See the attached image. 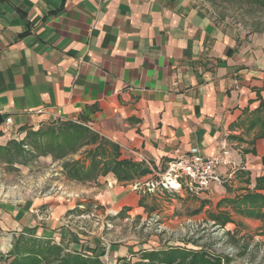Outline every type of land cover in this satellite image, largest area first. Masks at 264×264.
Returning a JSON list of instances; mask_svg holds the SVG:
<instances>
[{"label":"crops","instance_id":"crops-1","mask_svg":"<svg viewBox=\"0 0 264 264\" xmlns=\"http://www.w3.org/2000/svg\"><path fill=\"white\" fill-rule=\"evenodd\" d=\"M220 1L0 0V147L5 132L72 123L97 137L81 148L85 170L100 144L96 159L107 167L132 165L86 184L56 182L22 199L0 198V231L11 245L24 237L98 256L90 238L71 231L85 222L77 215L84 206L100 221L125 222L166 205L169 222L181 204L201 208L187 194L186 201L185 185L168 203L141 185L193 148L203 157L230 153L218 175L232 186L211 183L200 200L232 198L264 176V33L213 13L210 3ZM143 244L112 246L111 258L160 249L154 240Z\"/></svg>","mask_w":264,"mask_h":264},{"label":"rangeland","instance_id":"rangeland-1","mask_svg":"<svg viewBox=\"0 0 264 264\" xmlns=\"http://www.w3.org/2000/svg\"><path fill=\"white\" fill-rule=\"evenodd\" d=\"M210 7L213 13L223 16L233 26L243 28L245 31L264 33V0H223L210 3ZM61 125V122L49 123L43 124L35 130L22 129L18 132H5V145L0 147V198L7 197L18 200L45 191L56 182L86 184L96 179L86 176H82L80 179L71 177L72 172L67 165L76 159H80L81 162L79 163L84 167L86 155L83 149L77 152L72 150L65 157L56 159L55 156L60 155V152L63 153V150L58 152L50 149L47 153H43L33 147L32 134L46 129L57 130ZM81 129L88 131L83 127ZM82 133H77L70 144L79 143L77 141ZM61 144L63 143L61 142ZM151 174L153 175L152 178L142 182L141 185H143L142 190L145 191V194L153 197L156 201L164 200V203H168L169 199H173L174 195H179L181 189L186 186L182 183L181 189L176 193L149 192L147 185L159 183L161 179L156 174L152 172ZM262 177L264 176L254 179V186L251 189H246L245 192L232 198L224 197L218 202L215 200L217 197L200 200L199 194L196 191H190L186 186V191L183 192L186 201L191 199L193 204L198 203L197 205H201V208L195 210L192 208L186 211L181 204L180 209L178 208L177 217L175 216L176 221L172 219L171 222L168 221L169 216L165 213L168 211L166 208L168 205L165 206V210L159 208L142 221L134 218L132 220L127 219L125 222L123 218L118 216H107L100 218L102 223L98 220L99 217L95 213L97 210L93 206L91 208L84 206L83 209L78 210L77 215L82 214L84 217L81 221L84 222L85 220V222L81 223V228L77 223L76 227L71 226V231L86 239L90 238V240L85 241L100 248V254L94 255L98 258L96 264H145L148 263V260L143 259L145 254L156 251L165 252L172 248L183 249L191 253H203L209 261H218L219 264H264V222L258 217L248 215L246 211L251 206L249 203H247L249 205L243 203L244 197L248 195H264V190L255 189L258 178ZM248 183L249 180L246 176L240 178L241 186L247 187ZM217 184L224 186V189H227L225 186H232L228 181L222 179ZM161 192L162 195L159 194ZM178 200V202H183V198L178 197ZM205 206L208 207V210L204 212ZM184 217H186L185 221L183 220ZM120 220L121 225L119 224ZM98 236L101 240L97 238ZM127 240L134 241L139 246L154 240L158 242L160 249L158 247V250L140 252L136 250L123 260L111 258V247L122 245ZM173 243H180L182 247H172ZM41 246L43 245L40 242L24 237L15 239L9 253L11 255L9 259L17 258V251L22 249H27L30 251V255H35L36 250H39ZM50 247L56 246L50 245ZM153 247L152 249L157 248L156 246ZM58 248L62 250L61 254H66L62 248ZM82 251L77 252V254L86 255V253H81ZM85 257H88L92 263L96 261L92 256ZM4 259H7V256H4ZM40 263L53 264L55 261H40Z\"/></svg>","mask_w":264,"mask_h":264},{"label":"trees","instance_id":"trees-1","mask_svg":"<svg viewBox=\"0 0 264 264\" xmlns=\"http://www.w3.org/2000/svg\"><path fill=\"white\" fill-rule=\"evenodd\" d=\"M256 1V0H254ZM79 132H83L77 142L70 144ZM81 134V133H80ZM32 143L33 147L39 149L43 153H47L50 149H54L58 152L63 150L64 152L60 155H56V159H61L67 155L68 152L79 151L81 148L94 145L97 142V137L94 136L91 132L82 130L81 127L76 126L72 123H62L59 129H46L39 131L38 133L32 134ZM61 142L63 144H61ZM62 148V149H60ZM103 151L101 144L97 146L94 150H91L87 153V156L92 158L90 166L88 169L84 167L77 161H74L70 165V170L72 172L71 177L80 179L82 176L90 177L92 179L96 178L98 174L106 173L108 170L113 172L118 171L120 166H126L131 168L132 165L129 163H107L105 164L101 160H97L98 151ZM78 169V170H77ZM125 173L124 175H127ZM257 190H264V177L258 178ZM247 199V200H245ZM249 199V200H248ZM244 204L249 203L251 208L247 209L246 213L252 217H258L264 222V195L254 194L244 197ZM247 204V205H249ZM41 248L36 250L35 255H30V251L27 249H22L17 251V258L12 259L8 264H41L40 261L49 262L50 260L55 261L53 264H96L98 263V258L92 256L95 262H90L88 257H83L77 253H66L65 255L61 254L62 250L58 247H50L49 243H41ZM18 249V248H17ZM47 250V251H46ZM52 257V258H50ZM40 258V259H38ZM143 259L148 260V263L145 264H219L218 261H209L206 258V255L203 253H191L179 248H172L168 251H156L149 252L143 256ZM40 260V261H39ZM123 260V259H121ZM144 264V263H141Z\"/></svg>","mask_w":264,"mask_h":264},{"label":"built area","instance_id":"built-area-1","mask_svg":"<svg viewBox=\"0 0 264 264\" xmlns=\"http://www.w3.org/2000/svg\"><path fill=\"white\" fill-rule=\"evenodd\" d=\"M5 124L10 125L11 119L7 118ZM229 155V151L223 150L220 154L203 157L196 148H193L187 154L169 163L166 171L159 176L161 177L160 182L147 185L148 191L176 193L184 183L190 191L201 193L211 183L221 182L218 169L229 164L227 160ZM11 248L12 245L7 240V236L0 231V258L6 256Z\"/></svg>","mask_w":264,"mask_h":264}]
</instances>
